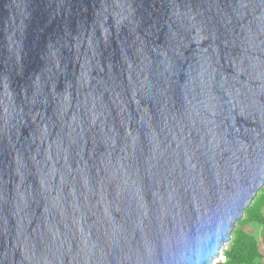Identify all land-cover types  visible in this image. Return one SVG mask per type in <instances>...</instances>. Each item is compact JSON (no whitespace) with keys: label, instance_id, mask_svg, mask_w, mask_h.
I'll return each instance as SVG.
<instances>
[{"label":"water","instance_id":"obj_1","mask_svg":"<svg viewBox=\"0 0 264 264\" xmlns=\"http://www.w3.org/2000/svg\"><path fill=\"white\" fill-rule=\"evenodd\" d=\"M264 187V0H0V264H216Z\"/></svg>","mask_w":264,"mask_h":264},{"label":"trees","instance_id":"obj_2","mask_svg":"<svg viewBox=\"0 0 264 264\" xmlns=\"http://www.w3.org/2000/svg\"><path fill=\"white\" fill-rule=\"evenodd\" d=\"M264 187L259 191L253 203L246 209L245 218L238 221V228L233 231L230 246L225 252L226 260L218 264H264L258 240L255 236L240 228L248 223L264 226ZM264 242V233L262 235Z\"/></svg>","mask_w":264,"mask_h":264},{"label":"rangeland","instance_id":"obj_3","mask_svg":"<svg viewBox=\"0 0 264 264\" xmlns=\"http://www.w3.org/2000/svg\"><path fill=\"white\" fill-rule=\"evenodd\" d=\"M263 214H264V209H263ZM245 217L246 216L244 215L242 219H244ZM237 228H238V225L235 227V229H237ZM240 228L246 230L248 233H250L256 237V239L258 240V243H259L260 252H262L264 249V242L262 241L261 238H262V235L264 233V226L260 225L258 223H248V224L242 225ZM229 243H227L225 245V247L221 249V255H223V256L225 255L226 250L230 246ZM225 260H226V258H225ZM225 260L221 259L220 261L216 260L215 262H216V264H218L219 262H224Z\"/></svg>","mask_w":264,"mask_h":264},{"label":"built area","instance_id":"obj_4","mask_svg":"<svg viewBox=\"0 0 264 264\" xmlns=\"http://www.w3.org/2000/svg\"><path fill=\"white\" fill-rule=\"evenodd\" d=\"M261 254H262V256H263V259H264V249H263V251L261 252ZM222 259H224V260H225V256H224Z\"/></svg>","mask_w":264,"mask_h":264}]
</instances>
